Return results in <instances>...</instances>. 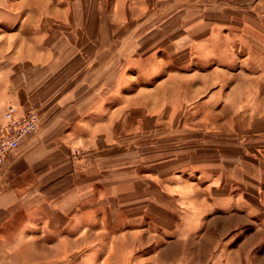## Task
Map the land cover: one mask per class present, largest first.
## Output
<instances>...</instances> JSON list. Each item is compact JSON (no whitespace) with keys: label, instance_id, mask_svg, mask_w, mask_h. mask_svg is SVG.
<instances>
[{"label":"crops","instance_id":"1","mask_svg":"<svg viewBox=\"0 0 264 264\" xmlns=\"http://www.w3.org/2000/svg\"><path fill=\"white\" fill-rule=\"evenodd\" d=\"M0 264H264V0H7Z\"/></svg>","mask_w":264,"mask_h":264},{"label":"built area","instance_id":"2","mask_svg":"<svg viewBox=\"0 0 264 264\" xmlns=\"http://www.w3.org/2000/svg\"><path fill=\"white\" fill-rule=\"evenodd\" d=\"M40 128V117L34 110L21 111L9 105L0 122V176L6 162L20 146L24 137L34 135Z\"/></svg>","mask_w":264,"mask_h":264},{"label":"rangeland","instance_id":"3","mask_svg":"<svg viewBox=\"0 0 264 264\" xmlns=\"http://www.w3.org/2000/svg\"><path fill=\"white\" fill-rule=\"evenodd\" d=\"M7 0H0V8L6 5ZM15 1V0H13Z\"/></svg>","mask_w":264,"mask_h":264}]
</instances>
